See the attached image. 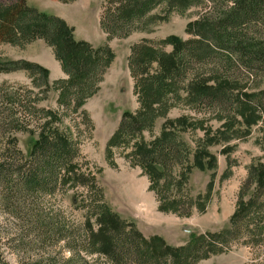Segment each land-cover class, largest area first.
<instances>
[{
  "label": "trees",
  "instance_id": "obj_1",
  "mask_svg": "<svg viewBox=\"0 0 264 264\" xmlns=\"http://www.w3.org/2000/svg\"><path fill=\"white\" fill-rule=\"evenodd\" d=\"M58 1L66 4L75 0ZM191 7H199L201 12L187 26L190 39L169 36L159 43L143 41L131 47L128 68L139 110L123 113L105 148L110 165L113 152L123 151V158L147 177L159 210L179 218L205 212L211 191L192 197L188 176L193 168L212 171L207 187L213 190L217 163L206 146L228 137L205 131V140L190 153L173 131L163 129L150 142L143 134L154 128L158 116L182 104L194 111L215 112L240 138L261 122L259 140L264 149V90L249 94L237 89L240 77L264 80V0H104L99 15V28L109 39H124L166 20L167 14L183 15ZM157 11L162 13L155 14ZM36 41L51 49L66 77L53 83L61 111L38 106L49 88L47 70L24 61L0 62V73L24 71L39 80V85L34 81L35 87L43 88L38 97L24 87L0 86V188L7 202L11 199L19 204L25 195H51L68 184L87 185L97 199H91L89 205L82 197L80 201L76 196L74 201L79 207L83 205L87 231L82 242L88 243L84 252L102 256L109 264H197L226 253L235 243L253 251L254 259L248 264H264L261 165L247 167L228 228L191 234L182 246H171L158 236H142L103 203L94 177L79 172L78 128H62L61 117L75 115L82 125L92 128L83 107L99 90L114 55L107 46L93 48L85 41H76L64 20L29 8L24 0H0V43L24 47ZM167 47L171 51L167 52ZM33 119L37 140L25 159L14 134L29 131L26 124ZM237 119L241 131L234 130ZM179 126L197 129L185 119ZM226 160L221 181L230 177L228 156ZM45 227L50 230L51 222ZM0 264L5 263L0 260Z\"/></svg>",
  "mask_w": 264,
  "mask_h": 264
},
{
  "label": "rangeland",
  "instance_id": "obj_2",
  "mask_svg": "<svg viewBox=\"0 0 264 264\" xmlns=\"http://www.w3.org/2000/svg\"><path fill=\"white\" fill-rule=\"evenodd\" d=\"M24 1L29 8L64 20L73 29L76 41H85L93 48L107 46L114 55L99 90L83 107L92 122V128L82 125L75 115L63 114L61 117L62 128H71L73 125L78 128L79 172L94 177L101 191L102 202L122 221L133 225L142 236H158L171 246L184 245L191 234L217 233L228 228L239 190L247 177V167L258 164L264 168V149L259 140L263 129L261 122L251 129L248 136L241 134L240 138L232 134L223 121L218 120L215 112L194 111L180 104L158 116L154 128L143 134L144 140L150 142L163 129L173 131L175 136L186 143L190 153L197 150L199 143L205 140V131H209L211 136L221 132L228 137L227 141L220 138L213 145L206 146L216 157L217 163L213 171L216 175L213 190L207 187L212 171L201 172L193 168L188 176L187 188L192 197L204 196L211 191L205 212L195 211L189 218H179L159 210L156 196L149 190L147 177L140 168L130 165L123 158V151L113 152V165L109 164L105 153L106 144L117 129L123 113L134 114L139 110L128 68L131 47L143 41L159 43L169 36L181 40L190 39L187 26L198 18L201 9L191 7L183 15L170 13L166 20L156 21L146 31L135 32L124 39H109L99 28V15L104 0H75L66 4L58 0ZM165 50L169 52L171 48ZM17 61L36 64L48 71L49 88L38 106L49 111L59 110L58 92L53 83L66 77L51 49L42 41L24 47L0 43V62ZM245 78H239V91L255 94L264 90V80ZM35 80L34 75L24 71L0 73V86L4 84L15 89L24 87L40 97L43 88L35 87L39 85V80L33 85ZM184 119L189 124L195 123L197 129L179 126ZM239 123L237 119L235 131H241ZM26 125L29 131L14 134L18 149L25 159L29 157L37 140L35 120H29ZM227 156L231 162L230 177L221 181L227 166ZM86 186L80 183L74 186L68 184L56 188L51 195H25L19 204L11 199L7 202L6 194L3 196L0 188V260L5 264H109L102 256H90L84 252L88 243L82 242L86 240L84 231H87L81 209L83 205L79 207L74 201L76 196L80 201L82 197L83 200L85 198V205H89L91 199H97L94 190ZM49 222L52 224L50 230L45 227ZM253 259V251L235 243L226 253L197 264H248Z\"/></svg>",
  "mask_w": 264,
  "mask_h": 264
}]
</instances>
